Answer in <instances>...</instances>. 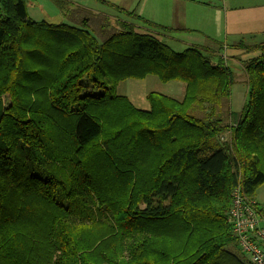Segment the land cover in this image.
I'll return each mask as SVG.
<instances>
[{"label": "trees", "instance_id": "trees-1", "mask_svg": "<svg viewBox=\"0 0 264 264\" xmlns=\"http://www.w3.org/2000/svg\"><path fill=\"white\" fill-rule=\"evenodd\" d=\"M96 1L146 32L118 20L98 41L84 9L51 24L0 0V264H251L229 249L227 213L237 184H264V42L231 46L260 54L240 62L229 124L223 43L176 51L163 39L178 29ZM147 76L184 83L182 99L150 92L141 110L116 93Z\"/></svg>", "mask_w": 264, "mask_h": 264}, {"label": "crops", "instance_id": "crops-1", "mask_svg": "<svg viewBox=\"0 0 264 264\" xmlns=\"http://www.w3.org/2000/svg\"><path fill=\"white\" fill-rule=\"evenodd\" d=\"M68 1L74 7L92 13V18H95V13L88 8L86 2L80 0ZM106 1L125 10H134L138 16L142 17L144 15L147 18H143L151 22L178 29V31H181L178 32L179 34H176L175 37H168L170 41L176 44L184 43L185 39L194 38L193 35L204 36L206 40L200 41L199 44L186 45V47L191 45L210 46L209 39L223 43V49L219 53L233 72L234 83L232 87L236 83H240L245 87L243 94L241 96L235 95V99L231 88L229 104V114L231 116L228 118V123H233L236 120L247 93L246 75L240 62L255 58L259 56L260 52H246L243 49L231 48V46L237 43L257 44L264 42V0H254V3H249V0H218V2L216 0H169L167 12L163 10L162 15L158 3V8H147L144 12L140 8L143 0ZM214 4L218 6L217 9H214ZM129 5L132 6V9H129L131 7ZM203 8L210 11L205 12ZM220 8L225 13L220 12ZM227 8L233 11L230 13L231 16L227 15ZM232 105H235V110H232Z\"/></svg>", "mask_w": 264, "mask_h": 264}, {"label": "rangeland", "instance_id": "rangeland-1", "mask_svg": "<svg viewBox=\"0 0 264 264\" xmlns=\"http://www.w3.org/2000/svg\"><path fill=\"white\" fill-rule=\"evenodd\" d=\"M82 2H86L96 16L95 18L88 17L90 25L89 30L96 37L98 41H103L106 36L113 31V28H117V21H127L133 23L137 28L146 32V29L142 27L136 20L131 19L123 14H120L111 8L102 5L96 0H80ZM169 0H143L140 4L141 10L146 12L147 8L156 9L158 8V4L160 5V14L162 15L163 10L167 12V5H169ZM218 2V0H216ZM26 2V10L28 17L33 21H46L51 24H68L72 26H79L80 20L87 17L86 11H82L80 8L74 7L73 5L69 7L66 12H62L59 8L51 1V0H25ZM254 0H249V3H254ZM158 3V4H157ZM174 4V3H173ZM214 9H217L218 6L214 4ZM131 6V5H129ZM132 9V6L129 7ZM131 11V10H130ZM203 11L208 12L206 8H203ZM220 12L225 13L224 10ZM233 11L227 8V15L231 16L230 13ZM142 17H145L142 15ZM147 18V17H145ZM102 24H105L104 30L100 29ZM194 38L185 39L184 43H173L168 41L167 39H163L166 43H168L174 50L182 51L186 48V45L189 44H199L200 41H205L206 38L204 36L200 37L198 35H193ZM241 64V63H240ZM83 81H86L83 80ZM243 85L240 83H236L232 87L233 98L235 99V95L241 96L244 92ZM185 90V84L178 81H171L168 83L160 82L155 76H147L142 80H134L128 79L122 81L118 84L116 88V93L124 95L129 98L131 103L138 109L148 110L149 103L146 100V95L150 92H155L159 94H163L169 97H172L176 100H180L183 97ZM101 90L96 88L95 86H89L88 88H84L82 94H98ZM7 99V97H4ZM7 102V101H6ZM232 110H235V105H232ZM254 199L259 203V205L264 207V184L259 186L255 191ZM233 252L235 251L240 258L245 262L248 261V256L243 254L237 246H230Z\"/></svg>", "mask_w": 264, "mask_h": 264}, {"label": "built area", "instance_id": "built-area-1", "mask_svg": "<svg viewBox=\"0 0 264 264\" xmlns=\"http://www.w3.org/2000/svg\"><path fill=\"white\" fill-rule=\"evenodd\" d=\"M227 221L236 238L239 250L251 264H264V216L252 196L244 193L240 184L231 191Z\"/></svg>", "mask_w": 264, "mask_h": 264}]
</instances>
